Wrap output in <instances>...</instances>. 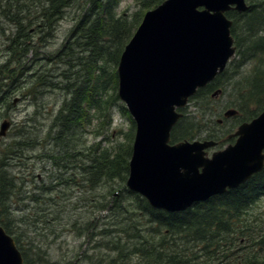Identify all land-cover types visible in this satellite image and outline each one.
Returning a JSON list of instances; mask_svg holds the SVG:
<instances>
[{"label": "trees", "instance_id": "1", "mask_svg": "<svg viewBox=\"0 0 264 264\" xmlns=\"http://www.w3.org/2000/svg\"><path fill=\"white\" fill-rule=\"evenodd\" d=\"M73 1L0 0V15L14 24L15 32L9 38L11 48L8 52L14 64L25 61V53L31 47L27 41L30 36H39L38 41L45 39L52 33L54 24L65 18L64 11ZM123 1L84 0L82 10L85 9L69 35L81 54L77 62L71 64L74 52L68 51L65 45L61 46L64 57L69 52L72 59L71 63L65 58L60 61L71 64L70 71L61 72L67 81L62 89L68 95L51 119L47 134L38 142V135H30L21 127L20 136L13 143L0 145V223L11 235L17 227L30 222L35 225L34 231L49 229L54 234L55 229L50 224L60 220L61 210L66 207L60 204V199L71 194L69 189L82 187L88 175L86 182L91 188L98 187L100 182L109 184L110 197H106L110 200L103 207L111 204L110 208H114L116 215L123 216L115 222L105 223L114 228L104 227L101 230L104 237L108 236L103 246L105 244L109 251L118 255L115 258H110L109 253L93 256L90 258L92 264H135L130 261L132 253H137L140 258L137 264H264V227L258 228V223L264 222V207L255 208L264 197V169L239 187L176 212L156 209L146 198L126 188L135 123L117 95V65L145 11L163 0H130L138 7L133 14H127L130 6L120 11ZM249 4L245 12H227L234 21L232 34L237 55L241 56L240 64L252 60L256 65L250 77L237 81L238 84L232 88L235 94L229 105L240 112L234 116L240 122L256 116L264 108V0H249ZM14 72L11 68V75ZM225 73L200 88L190 98V103L196 101L194 105L198 108L201 104L207 106L208 98L215 89L221 88L223 93ZM80 78L81 81H78ZM187 107L181 109L184 115L172 131L173 140L202 133L205 125L202 110L199 108V116L190 115ZM116 112L129 122L128 132H122L121 128L108 131V127L114 126ZM208 112L214 113L211 107ZM214 123L219 126L218 120ZM113 131L116 136L124 133L125 138L116 140ZM86 133L94 134L96 139L102 138L87 147L89 143H84ZM210 134L221 137L213 129ZM49 140L53 144L46 147L45 153L31 157L47 159L56 165L54 170L61 173L50 174L47 183L42 180L37 188V176L19 177L10 167L23 164L29 149ZM78 174L83 178H77ZM26 183H31L33 188L26 190ZM116 186L120 187V192ZM24 193H27L25 197ZM12 197L27 201L23 202V208L29 212L19 217L10 216L11 208L7 201ZM136 209L139 210L137 214ZM96 228L93 222L79 226L76 220L72 231L93 240ZM13 236L27 264H74L73 260L65 258L52 260L35 238L28 237L25 243L23 233Z\"/></svg>", "mask_w": 264, "mask_h": 264}, {"label": "water", "instance_id": "2", "mask_svg": "<svg viewBox=\"0 0 264 264\" xmlns=\"http://www.w3.org/2000/svg\"><path fill=\"white\" fill-rule=\"evenodd\" d=\"M247 8L246 0H164L145 13L121 54L118 96L136 124L126 185L154 208L185 210L264 168V110L238 127L234 144L211 157L206 149L214 140L171 143L172 129L183 116L178 108L235 55L233 21L226 12ZM235 114V109L224 113ZM10 126L8 119L1 122L0 139ZM0 264H27L1 224Z\"/></svg>", "mask_w": 264, "mask_h": 264}, {"label": "rangeland", "instance_id": "3", "mask_svg": "<svg viewBox=\"0 0 264 264\" xmlns=\"http://www.w3.org/2000/svg\"><path fill=\"white\" fill-rule=\"evenodd\" d=\"M84 0H74L70 6V8L65 9V19L61 20L58 24H54L53 31L51 34L46 35L41 41H38L37 38L39 36L34 37V35L30 36L27 40L31 45L30 50L28 49L25 53L24 58L25 61L22 64H14L15 61L9 59L10 55V36L12 32H15L14 24L10 21H7L2 15H0V73L2 79L0 80V93L2 96L0 100L4 99L11 93L9 99L6 102H2L0 107V124L5 118H9L12 121V127L10 129L11 133L8 134L6 138L3 139L4 144L7 142L13 143L20 136L19 129L24 127V129L30 132V135H38V142H40V138H44L45 134L48 132V126L50 124L51 119L55 117L58 113V110L62 106L65 96L68 94L62 88L66 84V80L60 75L64 70H71V64L77 62V57L81 54L77 45L75 44V40L69 37L72 28L75 27L76 21L78 20L80 14H82V4ZM126 6H130L127 14H133L138 10L136 4L132 3L130 0H124L120 5V11L123 12V8ZM0 10V14H1ZM76 33V32H75ZM66 42V43H65ZM65 43V44H64ZM63 44V45H62ZM66 46L68 51L74 52L73 63H71V57H64L63 49L61 46ZM71 47V49H70ZM77 47V48H76ZM61 51V52H60ZM44 61H41L39 58H44ZM63 58L69 60L71 64L67 62H60ZM36 59L37 62L44 64V67L40 66L43 71L46 68L47 70L43 72L42 80H44L43 84L38 83L36 86L37 92H32L31 84L29 83V76L32 73L35 75L34 79H40L41 76L36 74V69L38 68L33 66L34 62L30 64V62ZM234 60L228 64L225 76H226V86L225 91L223 93L218 94L216 98L212 96L214 91L210 94L208 100L209 103L207 106L204 104L200 105V109L203 112V120L205 125L203 126V130L201 135L188 137L184 139H188L193 141L195 139H209L212 138L210 132L213 131L218 134H222L224 136V140L226 141L227 135L229 132H235L240 124L234 117L225 118L223 113L228 108H233V106L229 105L230 100L234 97L235 92L233 93L232 88L233 85H237V81L241 79H246L252 75L253 69L255 68V62L252 60H248L243 64H240L241 56L236 55ZM60 62V63H57ZM239 62V64H238ZM238 64V65H237ZM237 65V66H236ZM13 68L15 72L10 77H4L3 75L10 74L7 69ZM78 69V67H75ZM17 73V74H16ZM46 79V81H45ZM76 80V79H74ZM70 83H73L69 80ZM81 81V78L78 80ZM35 83L37 81H34ZM46 82V83H45ZM42 85V87H41ZM57 85V88L55 86ZM5 90H8L6 92ZM30 95L32 98L27 96L25 99H21L18 101L17 105H13V99L15 96L21 97V95ZM22 95V96H23ZM212 98V101L210 100ZM196 101H192L188 107L187 111L190 115L201 114V110L194 105ZM210 105V106H209ZM16 106V107H12ZM209 107L212 108L214 113H209ZM260 112V111H259ZM257 112V114L259 113ZM188 114V115H189ZM256 114V115H257ZM115 121L114 126L108 127V131L111 132L117 128H121L124 132H128V121L126 118L122 117L118 112L115 113ZM255 116H252L253 118ZM223 118V123L219 124L222 126H216L214 121ZM250 119V118H248ZM247 120V119H245ZM239 122V123H238ZM108 133V132H107ZM119 133L116 136V140L122 141L125 138V134ZM85 144L87 147L93 144L96 140L102 138L100 136L98 139L95 138L94 134L86 133ZM183 139V140H184ZM53 144L51 140L46 143L39 144L34 149H29L26 154L27 158H24L22 161V166H12L10 170H13L16 176H28V177H36V187L38 188L44 180L45 183L49 180L50 174L57 175L61 173V171H55L56 165L51 163L46 159V161L38 159L35 156L36 154L45 153L46 147L48 145ZM224 146V145H223ZM221 146V147H223ZM220 148L219 146L217 147ZM213 148V150H218ZM19 155H21L19 153ZM1 156V150H0ZM76 171V169H75ZM79 173V171H76ZM82 172V170L80 171ZM80 174V173H79ZM80 176L83 178L82 175ZM82 174V173H81ZM88 175H86L87 178ZM86 178L82 182V187L76 186L74 189L71 188L68 192L71 194L63 195L60 199V204H65L66 207L61 210L62 216L60 220H54L50 227L55 229V233L52 234L49 229H44L40 231L35 230L34 223L30 222L29 224H25L16 228V232L13 234L23 233V242L26 243L28 237L35 238L36 242L42 244L43 250L46 251L47 255L54 261L62 260L65 258L66 260H73L74 264H92L90 258L93 256H105L109 253L110 258L116 257L118 255L117 252H111L103 243L107 240V237H104L101 234V230L104 227L114 228L110 225H105L120 220L123 216H117L114 208H110L108 205L107 208L103 207V204L107 203L110 200L109 196V184L105 182H100L99 186L96 188H91L88 186V182H86ZM33 188L31 183L25 184V189L30 190ZM62 191V188H60ZM116 189L120 187L116 186ZM71 190V191H70ZM27 193L23 194V197L26 196ZM105 195V196H102ZM132 197V196H131ZM64 200V201H63ZM23 202L16 197L9 198L7 203L9 208H11L10 216L19 217L29 212L27 208H23ZM76 204L75 208L74 205ZM264 207V199L260 201L259 204L255 208H263ZM138 209H136V214ZM61 215V214H60ZM76 220H78V225L80 226L85 222H93L96 225V230L94 232V239L88 240L85 235H79L78 231H72V226L76 224ZM46 226V224H43ZM264 227V222L258 223V228ZM43 233V234H41ZM112 238V237H111ZM39 240V241H38ZM124 241V239H123ZM129 257V256H127ZM130 261L132 263L137 264L140 258H138L137 253H132Z\"/></svg>", "mask_w": 264, "mask_h": 264}, {"label": "flooded vegetation", "instance_id": "4", "mask_svg": "<svg viewBox=\"0 0 264 264\" xmlns=\"http://www.w3.org/2000/svg\"><path fill=\"white\" fill-rule=\"evenodd\" d=\"M41 61H44V59H45V57L44 58H39ZM46 60V59H45ZM34 62V64H33V66H35V67H37L38 66V68L36 69V74L38 75V76H41V78L40 79H34V74L32 73V75L31 76H29V82H30V84H31V87H32V91L35 93V92H37L38 90H37V88H36V86L38 85V83H40V84H43L44 83V80H42V76H44L43 75V72L44 71H46L47 69L45 68L44 69V71H43V69L42 68H39L40 66H42V67H44V64H41V63H35V62H37L36 61V59H33L31 62H30V64L31 63H33ZM9 75V74H8ZM7 75V77H9ZM2 79V77H0V80ZM10 79L12 80V78L10 77ZM34 81H37L36 83L34 82ZM45 81H46V79H45ZM46 83V82H45ZM41 87H42V85H41ZM1 88V87H0ZM54 89H56V88H54ZM6 92H8V90H5ZM10 95H11V93H8V95L6 96V97H4V99H2V100H0V107H1V105H2V102H6L8 99H9V97H10ZM23 95V94H22ZM21 95V97H19V96H15L14 97V99H13V105H17V103H18V101H17V103L15 104L14 103V101H15V99L16 100H21L22 98L23 99H25V98H27V96H29L30 98H32L29 94L28 95H23L22 96ZM1 96H2V93H0V98H1ZM33 99V98H32ZM12 107H16V106H12ZM229 142H232V141H227V142H225V143H223L222 141L220 142V144H218L217 145V147L219 146L220 148L219 149H222V148H224ZM224 145V146H223ZM221 146H223V147H221ZM217 147H215L216 149H218ZM209 151V153L211 154L214 150L213 149H209L208 150Z\"/></svg>", "mask_w": 264, "mask_h": 264}]
</instances>
